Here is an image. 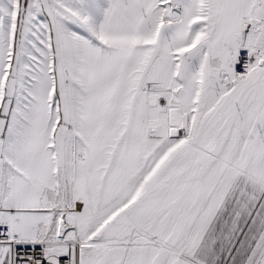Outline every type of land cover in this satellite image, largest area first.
<instances>
[{
    "label": "snow or ice",
    "instance_id": "snow-or-ice-1",
    "mask_svg": "<svg viewBox=\"0 0 264 264\" xmlns=\"http://www.w3.org/2000/svg\"><path fill=\"white\" fill-rule=\"evenodd\" d=\"M0 264H264V0H0Z\"/></svg>",
    "mask_w": 264,
    "mask_h": 264
}]
</instances>
